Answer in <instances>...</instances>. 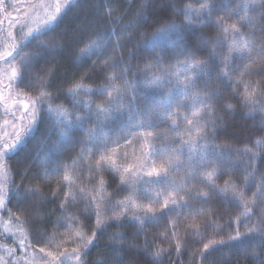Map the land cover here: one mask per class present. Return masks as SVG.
I'll list each match as a JSON object with an SVG mask.
<instances>
[{"label":"snow or ice","instance_id":"obj_1","mask_svg":"<svg viewBox=\"0 0 264 264\" xmlns=\"http://www.w3.org/2000/svg\"><path fill=\"white\" fill-rule=\"evenodd\" d=\"M199 2L200 7L197 9H193L189 4L180 10V14L183 15L182 23L177 24L174 20L169 21L162 28L153 32L151 36L142 34L144 35L143 41L132 46V50L128 52V59L116 58V54L122 47L120 41L127 39L128 42H131L134 37L129 30L147 23L145 17L151 14L149 5L141 3L135 24L124 26L120 34H117L113 28L108 34V39L105 38V33H97L95 39L89 37L88 43L80 49V53L82 56L96 54L98 59L103 57L102 66L98 68L93 61V68L99 75L104 76L105 83L93 90L84 83L88 73L81 75L78 80H74L66 92V96L73 101L74 111L72 112L62 105L53 106L51 93L48 91L49 88L54 87L51 83V78L54 76L53 70L49 69L44 77H36L35 80L39 82V87H35L31 70L34 66L33 60L39 59V54L20 55L23 47H26L23 41H28L29 38L38 40L40 35L53 30L52 25L57 20V16L50 15L42 22H35V27L29 26L27 20L21 23V32L23 33L21 41L12 43L8 50L0 52V61L7 63L11 69L10 75H8L9 83L4 84L3 80H0V100L4 99L3 89L10 90L13 85L36 90L38 95L29 98L28 102L23 104V110L28 115V123L23 126L22 132H16L11 143L0 144V173L4 176L3 182H0V210L6 211L8 214L7 221L0 220L4 226V233L0 236L5 239L8 235L16 237V233L8 226L13 222L14 215L12 210L7 207L10 194L18 199L25 198L20 196L19 186L12 189L8 187L10 181L7 177L10 175L11 169L6 161L16 159L17 155L24 150L27 138L40 124H46L49 117H55V119L50 128H47L46 125V130L49 135L55 133L63 138L66 141L64 148L68 144L74 143L70 139L74 128L82 129L85 121L94 122L95 126L87 130L86 138L79 141L80 151L77 154V159L87 157L90 161L93 155H98L99 159L95 162L96 173H100L105 170V166H108V169L119 173L120 183L126 186L129 194L124 200L113 202L111 197L103 195L105 181L101 179L95 195H84L85 189L81 187L79 192L82 195L78 198L72 190V184L69 183L68 191L64 193L60 208L65 214L66 226L73 231L77 238L76 248L72 253L65 250L53 255L51 251L47 250L53 243L51 239L45 241L43 246H40L41 240L39 239L30 241L29 234L24 230V222L17 215L15 216V227L19 232V237H16V240L24 255L16 256L15 248L5 247V255L0 256V264H33V260L36 261V264H69V261L72 260H75L76 264H86L83 259L85 251L96 238L98 231L107 230L109 221L113 222L111 226L122 227L123 222L131 220L138 222L142 228L148 223L156 222L162 214L176 213L179 215L178 209H189L193 206L190 202L207 204L218 197H222L229 203H234L239 209L234 222L229 223L231 230L228 233V241H237L242 237L245 239L257 237V246L264 249V175L260 176L258 180L256 179V160L264 159V156L261 155L264 152V136L256 140L255 150L247 146L244 149H232L228 146L217 145L215 133L222 126L225 116L234 111V106L227 101L217 105L215 101H219L221 97L218 91L209 88V81L213 73H215L217 85L233 79V73L237 69L232 67L231 62L233 54H237L243 61V68L239 71V76L254 74L259 77L254 84L251 81L246 83L244 101L246 107L252 105L249 108L250 115L257 111L261 113L260 125L261 130L264 131V103H260V100H264V27H261L259 32V47H255L253 41L245 39V34L241 32L242 28L253 27L257 19L264 24V0H241L236 9H229L226 5L218 3V0H199ZM161 3L165 9L173 10L172 0H161ZM8 7L14 6L7 4L6 0H0V11L7 13ZM106 7L108 9L106 17L109 22L113 20L119 22V18L114 16L118 9L111 5ZM59 11L58 6L56 12L59 13ZM6 18L11 20L13 26L20 23L18 19L11 18V13H7ZM228 20L232 22L229 23ZM207 24L216 25L219 35L215 40H205L202 36L198 40L191 39ZM25 27H27V32H23ZM169 33L175 34V56L178 66L183 68V78H181L180 72L171 70V66L167 69L164 68L163 57L156 52L155 48H149L151 41L167 36ZM229 33H231L232 39L228 45V55L219 56V63H217L218 46L222 39H228ZM7 35L12 37V32L9 31ZM113 37L118 38L113 44H109L108 41ZM41 44L45 50L52 47L44 42ZM204 46L210 47L211 50L206 60H199L197 54ZM108 47H111L112 54L105 56ZM253 51H255V56L251 55ZM181 56L184 57L182 61L179 60ZM137 57L147 61L144 70L139 69V66H137V70H133L131 60ZM151 68H157L159 71L151 76L145 75L144 83L148 88L154 90V94L158 97L157 103L148 100V94L141 92L139 87L141 73ZM204 76H208L209 79H203ZM164 81H167L169 85L174 83L180 96L192 101L191 107L188 109L190 114L183 117L187 127L184 128L183 133H178L181 136L186 133L188 139L183 141L181 149L173 148L170 152H167L164 147L157 146V141L161 138L166 140L168 137L167 132H159L156 129L171 121L169 130H177V114L185 110V105L181 99L173 98L172 89H166ZM249 88L252 89L251 92L248 91ZM94 91L95 94L105 97L103 103L96 104L95 107L89 100H84L81 95L91 97ZM139 97L145 98L142 106L137 104ZM257 104L259 107H256ZM113 121L117 122V129L112 128ZM109 131H118V138L112 139L108 135ZM125 132L132 138L139 137L143 142V148L141 163L133 168L124 167L121 172L116 160L113 159L116 149L109 147V144H119L120 136ZM124 138L128 144L132 143V139ZM45 148L46 145L42 143L37 154L39 155ZM93 148H95V153ZM185 154L187 161L182 162L181 157ZM157 159L160 161L159 165L156 163ZM237 161H241L245 165L244 188H237L229 181H225L224 187H219L215 182L217 174H230L236 167ZM40 163L44 178H50L54 173L44 167V160H41ZM181 163L185 167L187 178L186 182L177 185L174 180L170 179V176L176 170V166ZM91 170L92 165L89 163V171L91 172ZM55 174L60 175L59 169L55 170ZM62 178L64 181H69L67 166L64 168ZM137 185H140L143 190L142 199L138 197ZM250 185L255 187L251 199L246 197L245 192V189ZM25 192L28 195L37 196L39 188H28L25 189ZM78 199L85 201L83 214L95 216V225L92 228L91 236L86 235L82 224L73 229L72 221L77 217L67 215L69 211L67 206L75 205ZM254 207L259 208V213L256 216V222L252 223ZM208 214V209L197 213L201 216ZM232 223L235 224V228H232ZM241 225L244 229L243 232L240 230ZM190 227L197 228L196 235L201 234L198 225H190ZM207 227H212L215 233L219 226L209 220ZM175 237L174 231L173 238ZM115 239L122 240L123 237L117 236ZM225 243L223 238L210 239L204 243L203 249L207 251L213 245ZM60 246V244H56L57 248ZM180 247V242L177 240L176 252L178 255ZM81 249L85 251H81ZM37 251L43 255L37 257ZM145 251L148 252L147 241L145 242ZM164 251L158 249L155 252H148V254L159 258ZM244 251L245 254H248L247 249ZM250 254L256 255L255 247L252 248ZM200 255L203 256V252ZM45 257L51 259H45ZM152 264H161V261L154 259Z\"/></svg>","mask_w":264,"mask_h":264},{"label":"trees","instance_id":"obj_2","mask_svg":"<svg viewBox=\"0 0 264 264\" xmlns=\"http://www.w3.org/2000/svg\"><path fill=\"white\" fill-rule=\"evenodd\" d=\"M6 3L14 6L8 7L7 13H11V18L13 20L18 19L20 23L13 26L11 20L6 18L7 13L0 11V22H2L0 23V52L8 50L12 43L21 41L23 35L21 23L25 20H27L29 26L35 27V22H42L50 15L57 16V20L52 25L53 30L39 36L40 40L46 39L43 42L51 45V49L45 50L42 44H37L39 43L37 39L29 38L28 41H23L26 47H23L20 55L23 56V52L27 48L29 55L33 51L43 53L46 61V72L49 69L54 71V76L51 78L54 87L48 89L51 93L53 106L62 105L70 112L74 111L73 101L66 96V92L74 80H78L81 75L88 73L84 83L93 90L105 83L104 76L99 75L97 70L93 68V61H95L98 68L102 66L103 57L98 59L96 54L82 56L80 53V49L88 43L89 37L95 39L97 33H105V38L108 39V34L113 28L117 34H120L124 26L135 24L139 5L141 3L149 5L151 14L145 17L147 23L129 30L134 37L131 42H128L127 39L120 41L122 47L116 54V58L128 59V52L132 50V46L143 41L144 35L142 34L151 36L153 32L162 28L169 21L174 20L177 24L182 23L183 15L180 14V10L184 9L186 5L190 4L193 9L200 7L199 0H172L173 10L165 9L161 0H6ZM218 3L226 5L229 9H236L241 0H218ZM107 5L118 9L114 16L119 18V22L115 20L109 22L106 17ZM58 6L60 8L59 13L56 12ZM225 19L227 20V17ZM228 22L231 23L232 21L228 20ZM261 27H264V24L257 19L253 27L241 29V32L245 34V39L253 41L255 47H259ZM9 31L12 32V37L7 35ZM23 32H27V27L23 29ZM218 35L216 25L207 24L191 39L198 40L202 36L205 40L213 41ZM117 38L113 37L108 41L109 44H113ZM231 39V33L228 34L227 40L222 39L217 49L219 54L217 63H219V56L228 55V45L231 43ZM174 41L175 34L169 33L167 36L151 41L149 48H155L156 52L163 57L164 68L167 69L171 66V70L180 72L181 78H183V68L178 66L175 56ZM210 50L208 46L200 48L197 59L206 60ZM111 54L112 49L108 47L104 55ZM251 55L255 56V51ZM183 59L184 57H179L180 61ZM99 60H101V63H99ZM146 63L145 59L139 57L131 60L134 71L137 70V66H139V69L144 70ZM231 63L232 67L237 69L233 73L231 81L226 80L223 84L217 85L215 83V73L212 74L209 81V88L218 91L221 97L215 103L219 105L227 101L234 106V111L225 116L222 126L216 131L215 141L217 145L228 146L232 149H244L247 146L255 150L256 140L264 136V131L261 130L260 125L261 113L257 111L251 115L249 114V108L252 105L245 106L244 95L246 83L251 81L254 84L259 77L254 74L239 76L238 73L243 68V61L237 54H233ZM33 65L36 69H34L35 73H32V76L35 77L38 75L36 73L39 65L38 61L35 63L33 60ZM158 71L157 68H151L143 71L140 75V91L147 93V99L153 103L158 102V97L154 94V90L148 88L144 83V74L148 73L151 76ZM10 72V67L4 61H0V80H3L4 84L9 83L8 75H10ZM203 79L208 80L209 78L204 76ZM164 86L166 89L171 88L173 98L181 99L185 105V110L177 114V130H169L171 121H168L165 125H160L156 129L159 132H167L168 137L166 140L161 138L157 141V146L164 147L167 152H170L173 148L181 149L183 141L188 139L186 133L183 136L178 133H183L184 128L187 127L183 117L190 114L188 109L191 107L192 101L180 96L174 83L169 85L167 81H164ZM248 91L251 92L252 89L249 88ZM3 95L4 99L0 100V144L4 142L11 143L15 133L22 132L23 126L28 123V115L23 110V104L27 103L29 98L36 96L27 95L20 91L16 85H13L10 90L4 88ZM81 95L84 100H89L93 107L96 104L103 103L105 99V97L95 94V91L91 97ZM144 99V97L138 98V106L143 105ZM257 99L259 100L258 96ZM260 103H264V100H260ZM256 107H259V104ZM45 108H47V105H45ZM76 110L84 111L83 109ZM54 119L55 117H49L46 124H40L27 138L24 150L17 155L16 159L6 162L11 169L10 175L7 177L10 181L8 187L12 189L19 186L20 196L25 197L24 199H18L10 194L7 207L12 210L14 215L13 222L8 225L9 228L16 233V237H19V232L15 227V216L19 215L21 221L24 222V230L29 234L28 239L30 241L41 240L40 246L51 239L53 243L49 245L47 250L56 255L59 251L65 250L72 253L73 249L76 248L77 238L74 236L73 231L66 226L65 214L60 208L64 193L68 191L67 185L69 183L72 184V190L78 198L82 195L79 192L81 187L85 189L84 195H95L101 179L105 181L103 195L111 197L113 202L124 200L128 196L129 190L125 185H121L119 173L108 169V166H105V170L100 173H96L94 155L90 161L87 157L77 159L76 155L80 151L79 141L86 138V132L89 128L94 127V122L85 121L82 129L74 128L70 135V139L74 143L68 144L64 148L66 141L55 133L49 135L46 130V125L47 128H50ZM112 125L117 129V122L113 121ZM111 132H116L114 140L117 139L118 131H109L108 135ZM124 137L132 139V143L128 144ZM58 141L59 143H57ZM42 143L46 145V148L38 155ZM109 147L116 149L113 159L116 160L121 172L124 167L133 168L141 163L143 142L139 137L132 138L127 136L125 132L120 136L119 144L110 143ZM184 151L186 152V149ZM261 155L264 156V152ZM233 159L235 158L233 157ZM41 160L45 161L44 167H47L49 172L54 173L48 179L44 178ZM181 160L186 162L187 155L182 156ZM89 163L92 165L91 172L89 171ZM156 163L159 165L160 161L157 159ZM65 166L69 169V181H64L62 178ZM244 167L243 162L237 161L236 167L230 174H217L215 177L216 184L219 187H224L225 181H229L237 188H244ZM256 168V179L258 180L260 176L264 175V159L256 160ZM57 169L60 172L59 176L55 174ZM186 178L187 173L183 163L177 165L176 170L170 176V179L174 180L177 185L186 182ZM3 180L4 176L0 173V182H3ZM37 187L39 188V195L37 196H31L25 192V189ZM136 190L138 197L142 199L143 190L141 186L137 185ZM254 191L255 187L250 185L245 189L246 197L251 199ZM190 203L193 205L191 208L178 209L179 215L176 213L162 214L156 222L148 223L142 228L138 222L131 220L123 222L122 227L111 226L113 222L109 221L107 230L98 231L96 238L86 251L81 249V251H85L83 259L86 264H152L154 259H159L161 264H264V249L257 246V237L247 239L242 237L237 241H228L227 239L231 230L229 223L234 222L239 211L234 203H229L222 197L213 199L207 204ZM84 205L85 201L78 199L75 205L70 204L67 206L69 209L67 215L77 217L72 221L73 229L82 224L86 235L91 236L92 228L95 225V216L83 214ZM203 209H208L209 214L197 215ZM258 213L259 208L254 207L252 223L256 222ZM7 218V212L0 210V220L7 221ZM209 220L214 221L215 225L219 226L216 228L215 233L212 227H207ZM190 225H198L201 234L196 235L197 228L190 227ZM232 228H235L234 223H232ZM240 230L241 232L244 231L242 225ZM174 231L176 233L175 238H173ZM3 233L4 226L0 222V234ZM117 236H121L123 239H115ZM16 237L8 235L5 239L0 236V256L5 255V247L15 248L16 256L22 257L24 255ZM220 238H223L226 243L213 245L207 251H204V243H207L210 239ZM177 240L181 245L179 255L176 252ZM146 241L148 252L163 249L165 251L162 256L159 258L150 256L145 251ZM56 244L61 246L57 248ZM253 247L256 248L255 256L250 254ZM245 249H247L248 254H245ZM201 252H203V256L200 255ZM42 255L37 251V257ZM45 259L50 260L51 258L45 257ZM33 264H36L35 260H33ZM73 264H76V262Z\"/></svg>","mask_w":264,"mask_h":264},{"label":"rangeland","instance_id":"obj_3","mask_svg":"<svg viewBox=\"0 0 264 264\" xmlns=\"http://www.w3.org/2000/svg\"><path fill=\"white\" fill-rule=\"evenodd\" d=\"M46 36V35H45ZM48 37V36H47ZM46 39H42V40H40V39H38L37 40V42H39V43H37V44H41V42H43V41H45ZM22 52V51H21ZM24 54L25 53H27V54H29V50H28V48H27V50H25L24 52H23ZM36 54H39V56H40V58L39 59H34V61H35V63L38 61V67H37V70H36V73L39 75H37V76H35V77H33L34 78V85H35V87L36 88H38L39 87V82L38 81H36L35 80V78L36 77H44V74L46 73V67H45V64H46V61H45V58H44V55H43V53H40V52H38V53H36L35 51H33L32 52V54L31 55H36ZM99 63H101V60H99ZM7 64V63H6ZM8 65V64H7ZM9 66V65H8ZM34 69H36V67H35V65H34V67L32 68V73H35V71H34ZM144 75H148L149 76V74L148 73H145ZM19 89H20V91H23L24 93H26L27 95H29V96H35V95H38V92L36 91V90H29V89H26V88H23V87H19ZM95 126V125H94ZM112 128H115L114 127V125H112ZM116 129V128H115ZM115 135H116V132H111L110 134H109V136L112 138V139H114L115 138ZM94 149V153H95V148H93ZM76 157H77V155H76ZM99 158V156L98 155H94V160H97ZM73 263H75V261H69V264H73Z\"/></svg>","mask_w":264,"mask_h":264}]
</instances>
